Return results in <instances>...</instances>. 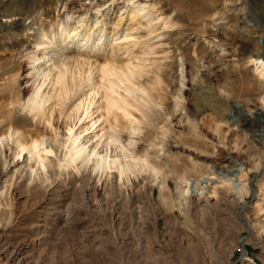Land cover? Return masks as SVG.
Instances as JSON below:
<instances>
[{"label": "rangeland", "instance_id": "374dc122", "mask_svg": "<svg viewBox=\"0 0 264 264\" xmlns=\"http://www.w3.org/2000/svg\"><path fill=\"white\" fill-rule=\"evenodd\" d=\"M136 3L146 8L133 15ZM2 6L33 13L0 16V137L8 144L0 151V264H264V72L250 61L264 51V0H0ZM24 17L25 33L13 20ZM44 36L56 62L72 68L85 41L92 44L93 79L103 64L142 65L133 78L144 96L134 111L141 131L129 149L146 155L154 171L141 166L120 185L95 176L91 190L74 174L37 181L14 173L18 148L8 133L20 132L23 142L44 137L46 145L66 130L57 105L46 104L40 120L26 107L41 81L28 61L41 55ZM110 124L126 144L127 122L115 115ZM57 155H50L55 163L62 151ZM214 169L242 173L244 198L227 196L234 191ZM192 180L203 191L197 202L186 194Z\"/></svg>", "mask_w": 264, "mask_h": 264}, {"label": "bare ground", "instance_id": "6f19581e", "mask_svg": "<svg viewBox=\"0 0 264 264\" xmlns=\"http://www.w3.org/2000/svg\"><path fill=\"white\" fill-rule=\"evenodd\" d=\"M145 8L146 3H136L131 13L137 15L144 12ZM31 13L33 12L22 9L10 11L3 9V6L0 9L1 17ZM25 19V17L22 19L13 18L23 33L30 29ZM0 28H2L1 24ZM78 34L77 31H74L68 37L69 42L73 41ZM85 43L87 45H84V52H79L73 68L72 65H67L65 61L56 62L59 55L56 52L50 53L49 47L52 41L48 36L43 37V44L39 47L42 50L41 55L30 61L27 60L29 68L31 67L33 71H36L37 75H41V81L38 80L30 89L26 100L29 113L33 118L40 120L46 104H55L65 116L67 124L64 137L49 140L46 145L47 140L44 137H33L23 142L20 132L13 130L8 133L7 137L12 140L11 142L14 141L18 148L15 154L18 158L12 161V166L16 167L14 173H20L21 176L27 174L29 178L37 181L43 178L49 179V176L61 172L74 174L87 180L86 188L91 190L94 189L92 183L95 176L97 181L103 178L104 181L116 182L120 185L128 181L130 173L139 170L141 166L147 167L150 171L155 170V167L148 162L146 155L144 157L137 156L129 149V147L135 146V140L131 136H138L141 131L139 117L135 114L140 110L135 106L141 101L144 102V96L133 78L138 74L137 70L142 68V65L126 66L125 70H117L112 65L103 64L98 69L97 79H93L92 61L88 54L93 53L94 50L91 49L92 44L88 45L87 41ZM82 46L83 44L80 43L78 47ZM101 46V42L99 45L96 44L97 49H100ZM250 61L259 70V73L264 72V51L260 54L255 53ZM69 80L72 82L71 87L76 89H70ZM45 87L48 89H44ZM83 87L86 89H82ZM68 103H71V108L66 107ZM115 115L121 116L127 122L129 138L126 144L121 143L118 130L110 124V118L114 119ZM258 118L262 121L261 124L264 128V114L258 115ZM240 121L247 124L249 118L245 114ZM5 138L0 137L1 153L5 146L8 147ZM40 146L41 149L38 148ZM58 149L62 151V157L58 163H55V159L50 155L53 154L58 159ZM160 149L163 150V147ZM31 162H35L43 170L41 177L38 173L35 174L36 169L32 167ZM213 171L216 173L215 169ZM216 174L221 178V181H226L231 185L234 192L229 193L230 195L227 194V196H233L232 199H234L235 194L238 200L247 194L248 188L247 184L242 183V173L239 172L237 177L239 179L234 177V173L230 171L221 170ZM203 179L205 183L210 177L205 176ZM163 184L162 182L161 188ZM186 184L188 186L186 194L194 197L192 200L199 201L203 196V191L199 189L200 180L196 182L194 180L186 181ZM193 184L194 188L189 189V186ZM208 197L204 195L205 200Z\"/></svg>", "mask_w": 264, "mask_h": 264}]
</instances>
